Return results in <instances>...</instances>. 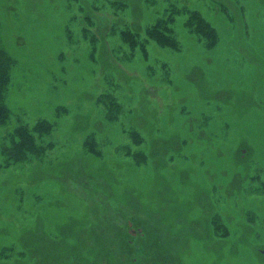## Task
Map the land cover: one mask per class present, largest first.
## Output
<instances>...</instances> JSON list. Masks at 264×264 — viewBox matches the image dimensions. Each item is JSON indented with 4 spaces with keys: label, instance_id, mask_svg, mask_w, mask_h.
<instances>
[{
    "label": "rangeland",
    "instance_id": "374dc122",
    "mask_svg": "<svg viewBox=\"0 0 264 264\" xmlns=\"http://www.w3.org/2000/svg\"><path fill=\"white\" fill-rule=\"evenodd\" d=\"M0 50V264H264V0H0Z\"/></svg>",
    "mask_w": 264,
    "mask_h": 264
},
{
    "label": "trees",
    "instance_id": "16d2710c",
    "mask_svg": "<svg viewBox=\"0 0 264 264\" xmlns=\"http://www.w3.org/2000/svg\"><path fill=\"white\" fill-rule=\"evenodd\" d=\"M167 20H157L156 23H154L152 26L149 27V29L146 31L147 36L155 41L160 46H166V47H176V39L173 35H171L172 28L167 25ZM186 25H192L190 30L193 28L195 31L196 28L200 32H205L208 29L207 24H205L200 17L195 13V11L191 12V14L187 17V21L185 23ZM135 33H125L126 41L129 39H132V43L135 42ZM130 43V40H129ZM9 68H10V61L7 57H5L1 50H0V126L4 125L6 122V118L9 115L8 108L4 104V98L7 91V84L9 81ZM37 128L39 129L38 132H45L48 130V127L45 123H41L40 125H37ZM37 132V133H38ZM33 129L26 128L25 126H22L20 130L17 131V138H18V146L21 148V151H27L23 152L26 154H19L18 161L27 159L32 154L39 153V147H41L38 144V140L36 138H40L38 135H35ZM41 136V135H40ZM29 151V152H28ZM34 152V153H33ZM29 154V155H27ZM15 159V158H14ZM17 161V162H18Z\"/></svg>",
    "mask_w": 264,
    "mask_h": 264
},
{
    "label": "water",
    "instance_id": "95a60500",
    "mask_svg": "<svg viewBox=\"0 0 264 264\" xmlns=\"http://www.w3.org/2000/svg\"><path fill=\"white\" fill-rule=\"evenodd\" d=\"M129 227L131 228V229L129 230V233H130L131 235H135L136 232L141 233V229H138L137 231H135V230L132 228V224H131V223H129ZM263 253H264V251H263Z\"/></svg>",
    "mask_w": 264,
    "mask_h": 264
}]
</instances>
